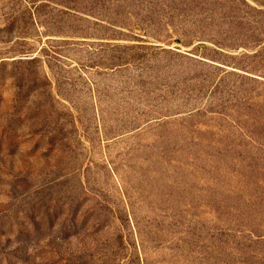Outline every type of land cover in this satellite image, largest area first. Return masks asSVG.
I'll return each mask as SVG.
<instances>
[{
  "label": "rangeland",
  "instance_id": "obj_1",
  "mask_svg": "<svg viewBox=\"0 0 264 264\" xmlns=\"http://www.w3.org/2000/svg\"><path fill=\"white\" fill-rule=\"evenodd\" d=\"M36 1L0 0V264H264V85Z\"/></svg>",
  "mask_w": 264,
  "mask_h": 264
},
{
  "label": "trees",
  "instance_id": "obj_2",
  "mask_svg": "<svg viewBox=\"0 0 264 264\" xmlns=\"http://www.w3.org/2000/svg\"><path fill=\"white\" fill-rule=\"evenodd\" d=\"M57 6L112 28L134 22L147 38L190 48L189 58L199 64L227 66L246 73L230 72L241 80L264 85V0H77ZM34 17H42L37 8ZM245 137L264 148L259 136Z\"/></svg>",
  "mask_w": 264,
  "mask_h": 264
}]
</instances>
